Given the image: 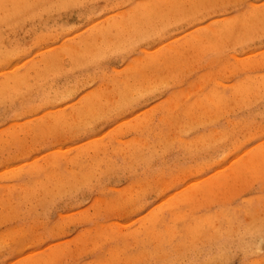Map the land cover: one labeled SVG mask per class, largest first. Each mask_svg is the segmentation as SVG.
<instances>
[{"label": "rangeland", "instance_id": "obj_1", "mask_svg": "<svg viewBox=\"0 0 264 264\" xmlns=\"http://www.w3.org/2000/svg\"><path fill=\"white\" fill-rule=\"evenodd\" d=\"M0 264H264V0H0Z\"/></svg>", "mask_w": 264, "mask_h": 264}]
</instances>
